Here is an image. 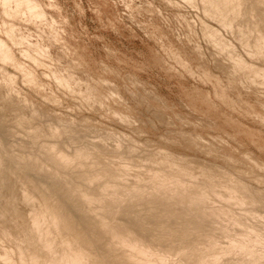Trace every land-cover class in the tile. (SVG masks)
Instances as JSON below:
<instances>
[{
    "label": "rangeland",
    "instance_id": "obj_1",
    "mask_svg": "<svg viewBox=\"0 0 264 264\" xmlns=\"http://www.w3.org/2000/svg\"><path fill=\"white\" fill-rule=\"evenodd\" d=\"M39 2L43 19L0 0V38L13 58H0V254L9 252L14 260L0 257V264H21L18 247L28 259V251L43 258L65 247L81 252L84 264H132L127 255L131 244L114 242L105 221L144 236L169 227L153 243L155 250H169L166 264L196 260L198 254L187 260L183 252L169 249L178 241L185 249L188 236L181 234L182 226H174L180 218L201 222L203 216L194 217L188 205L168 201L149 181L148 169L155 166L149 158L159 152L187 159L196 180L186 179L193 184L212 173L216 188L243 187L244 203L221 201L209 190L208 203L217 201L211 204L226 207L229 216L203 220L193 237L213 235L224 247L221 226L242 227L229 221L232 215L263 233L264 79L252 80L248 69L235 68L207 27L216 29L217 40L247 63L264 68V57L241 42L242 34L252 42L264 32V0H227V26L218 20L211 0ZM16 31L30 36L23 39ZM24 73L33 81L24 79ZM49 144L71 162L55 163ZM124 168H130L126 179L112 178ZM174 169H165L172 176L169 184L183 178ZM143 170L147 177L139 173ZM138 173L146 181L145 192L131 198L126 193ZM112 184L118 185L113 193L107 187ZM215 187L217 193L225 192L223 186ZM102 196L105 202L97 201ZM95 206L105 211H91ZM36 213L34 225L30 216ZM52 235L58 238L46 253L42 244ZM220 256L216 264H251L240 261V252Z\"/></svg>",
    "mask_w": 264,
    "mask_h": 264
},
{
    "label": "bare ground",
    "instance_id": "obj_2",
    "mask_svg": "<svg viewBox=\"0 0 264 264\" xmlns=\"http://www.w3.org/2000/svg\"><path fill=\"white\" fill-rule=\"evenodd\" d=\"M11 1L17 3L18 7L22 6L23 8H25V10L27 12H29L33 17L38 18V19L45 18V11H44L41 3L39 2V0H11ZM187 1H191V0H187ZM211 1H213V3L215 4L216 8L218 9V12L215 14L218 17V20L221 23H223V25H226V26L230 25L231 22L229 21V18H228V12H227V6H226V1L227 0H211ZM232 1L233 0H231V2ZM232 5L235 6L236 4H232ZM45 22H47V21L45 20ZM2 24H3L4 27L7 26V24L5 22H3ZM207 29H208V32L210 33L209 35H212V37L217 41L216 45L218 46V48H226L228 50V55L230 56L231 60L233 61L234 65H235V68H237L239 70H244V69L247 70L248 69V71L252 72V74H253L252 75V80H254V79L256 80V77H262L264 79V68L257 67L258 65L255 66L253 64L247 63L242 57H240L241 55L240 56L237 55L236 52H233L228 47H226V43L225 42L217 40V38H216L217 37V30L216 29L210 28V27H207ZM11 31H13V30L11 29ZM16 32H17V36L21 37L23 39H26V37L30 36V34L28 33L29 34L28 35L26 31H25V33L24 32L21 33L20 31L19 32L16 31ZM13 33H14V31H13ZM214 39L212 41H215ZM11 40H13V39H11ZM241 42L244 45L252 46V47L256 48L255 52H258L260 55H262L264 57V32H259L255 36V38H254V40L252 42L248 39V36L246 34H242ZM33 45H36V44H33ZM42 49H44V48H42ZM259 50H261V52H259ZM45 51H47V49H45ZM239 54H241V53H239ZM0 58L2 60H4V61H12V59H13L12 56L9 54L8 45H7L6 41H3V39H1V38H0ZM219 62H221V61H219ZM228 69H230V68H228ZM4 74H5V72H4ZM66 74L70 78L73 76L72 73H69V72L66 73ZM23 75H24V79H27L28 81H31V82L33 81L32 80L33 78L30 76V74L24 73ZM55 78L59 79V76L57 75V72H55ZM90 78L95 80L96 83H97V79L96 78H93L92 76H90ZM77 79H79V77ZM80 81H82V79H80ZM101 83H105V80H101ZM69 84H72V83H69ZM85 89H89V87H85ZM85 89L83 90V92L85 91ZM79 91H81V90H79ZM113 112H114L115 115H120V112L117 111V110H114ZM55 130H57V129H55ZM58 133H59V131H58ZM46 146H47V149L50 150L52 155L56 158V162L55 163H57V164H62V163L67 164V163L71 162L70 158L66 157L60 151H58L56 149V146H54L53 144H49V145H46ZM116 149H118V148L116 147ZM182 158H184V157H182ZM182 158H179L182 161H180V160L178 161L176 156H167V155H165L163 153H160V152L157 153V154H154L152 157L149 158V160H150L149 162L150 163L152 162L153 164H155V166H157V167L154 166V167L148 169V171L150 172V174L148 175L149 181H151L152 184L154 182L155 183L154 186L156 185V187L158 188L159 191L163 190V192H161V193L164 195V197L168 201H174V203L177 201L176 203H181V205L182 204L185 205V206L188 205L187 207H190V209H191L190 211H192V213H193L192 215L194 217L198 216L197 214H201L203 216V220L204 221L207 220L208 218L212 217V219H211L212 222L221 221L222 219L220 218V216H222V214L225 215L226 217L229 216V215H227L228 213L225 210L226 207L225 208L222 207V206L221 207L220 206L216 207V206L211 204V203L214 204L217 201L214 202L213 199L212 200L210 199V201H212V202L208 203V201H209L208 197H212V196H210L208 194L209 190H210L211 193L214 194V196L219 198V200L221 198L222 199L221 201H223V200L230 201V200L234 199V201L236 200L237 203H244L245 195H243L239 191V187H241V186L238 187L237 185H227V184L221 183V184H223L222 185L223 189H225V190H223V192L224 191L225 192L222 193V194L217 193V191L214 189V187L217 186V184H215V182H214V179H216V176H214V174H212V173L211 174L210 173L207 174L208 177H207V175L205 173H203L207 178H206V180L204 182L202 181V183H194L193 184V182L188 181L186 179V177L187 178L190 177L192 180H194V179L196 180V178L194 177L192 172H190V170L186 166L187 164L185 165V163H187L186 162L187 159H186V161H184L185 159H182ZM104 160L105 159L98 160V161L99 162H102V161L104 162ZM152 163H151V165H153ZM188 164H190V163H188ZM175 166H177V167L175 168ZM126 167H128V166H126ZM165 167H167V168H165ZM173 167L176 169V171H175L176 175L175 176H183V178L182 179H177V181L174 182L173 184H169L168 183V179L171 178L172 176H171L170 170H168L169 171L168 172L165 169H169V168L174 169ZM163 168H165V169H163ZM126 169L127 168H124L121 171L119 170L117 173L112 174V178H115L117 176L119 178H123L124 175H126L128 169H130V168H128L127 170ZM196 169H197V167H196ZM143 171H144V173L142 171H139V173H142V175L145 174V176H146L147 174L145 173V171L147 172V170H143ZM98 173H99V171H97V173H96L97 176L99 175ZM133 174H135V173H133ZM136 176H137V178L135 179V181L132 184V186L130 188H128V192L126 193V196L128 195L131 198L136 197L140 191H141L140 194H144L143 192H145L144 186L142 184L144 182L146 183V181H142V178L144 176L143 177L141 176L142 178L140 177V174L136 175ZM147 183H149V182H147ZM117 186L118 185L112 184L111 186H107V187L109 188V190H111V193H113L115 191V189L117 190ZM146 187H148V186L146 185ZM153 187H150V188H153ZM194 187H195V189L192 190V192H190L189 188L192 189ZM218 188H216V189H218ZM241 188H243V187H241ZM147 192H148V190L146 189V193ZM188 192H190V193H188ZM111 195H112V200L111 199H108V200L113 201L114 200L113 194H111ZM111 195H110V198H111ZM104 197H106V196L99 197L97 199V201L105 202L106 199ZM32 198H33V196H32ZM87 199L91 200V198H87ZM226 203H228V202H226ZM229 203H231V201ZM109 204H110V201H109ZM203 204H206V205H203ZM38 205H40V204L38 203ZM90 210L93 211V212H96V213H101V212L105 211V208H100L98 206L97 207L95 206V207H92ZM227 210L229 211V209H227ZM40 211H43V209H41ZM252 212L254 213V211H252ZM255 214H257V213H255ZM255 214H254V216H255ZM39 215L40 214H38V213L31 214L30 217H31V220H32L34 225L37 224V222L39 220ZM110 215L111 214H108V216H110ZM249 215L251 216V214H249ZM251 217L254 218L253 216H251ZM257 217L260 218V215H256L255 216V220H257L256 219ZM261 217H262V215H261ZM11 218H13V217H11ZM218 218L220 219L219 221L217 220ZM230 219L232 220V222L234 224H236L238 226L241 225L242 226L241 230L239 231V228H237L238 231H236L237 229L235 227H232V226H235V225H231V227H228L227 225H222L221 226V228H222L221 235L226 239V240H224L226 242V245L224 247H220L218 242H217V240H216V238H214L213 235L212 236L206 235V236H203L202 238L193 237L194 232L197 231L196 229L201 227V222L203 220L201 222H199L198 219L194 220L193 218H187V219L180 218L174 226H176V225H177V227H179V226L181 227L182 226L181 234L183 236H188V238H187L188 240H187V242H185L186 245L184 247L186 250L182 249L183 246H180V241H178L179 244L172 245V246H170L171 248H169V249L174 251V252H179V253L183 252V256L182 257L184 259H187V260H189L190 256L192 254H194V253L199 255V257L196 260H191V262H188L187 264H216L217 261L219 260V258L221 257L220 256L221 254H223V253L227 254V253H229L231 251L240 252L241 253V256L239 258L240 261H243V262L247 261V262H250L251 264H259L264 259V251L262 250V247H261V249L258 248V245H264V236H263L264 232L262 233L261 230H258L259 228L257 229L255 227L256 225H254V224L241 222L240 219H238L234 215L230 216V218H229V221L231 222ZM227 220H226V222L228 223ZM262 221H264V220H261L260 222H262ZM51 222L55 223L54 220H52ZM56 223H57V221H56ZM223 224H225V223L223 222ZM104 225L112 233V238L115 240L114 242L117 241V242L121 243L122 245H124V247H127L128 244H131L132 249L129 248L130 247V245H129L128 248H129L130 251L128 252L127 255L129 256L128 259L129 258L131 259L132 264H160L162 262L164 264L167 263V260H168L167 259L168 258V253L167 252L169 250H155L154 248H158V247H154L153 243L156 241V238L157 239L158 238H162L167 233V230H168L169 227L164 228V229L161 228L160 230L157 231L158 233H156V234H153V235H150V236H144V235L136 234L135 232H132L131 230H126L124 227L121 228L119 225H110L107 221L104 222ZM101 226H103V225H101ZM50 228H49V230H50ZM263 231H264V229H263ZM36 232H38V231H36ZM173 232H175V230H173ZM36 235H37V233H36ZM56 237L57 236L52 235L49 240H46V239L44 240V242L42 244V247H44V249L46 250V253H49L50 250L54 247L53 244L55 243L54 241L56 240ZM182 238H184V237H182ZM67 239L68 238H66V240ZM131 240H132V243L129 242ZM201 241H203V244L202 243L200 244ZM112 243H113V241H112ZM71 245H72V243H71ZM125 252H127V250H125L124 253ZM179 253H177V254H179ZM28 254H29V259L26 257L27 253L21 247H18V257H19V261H20L21 264H84V262H83L84 259H83L82 255H81V252H79V251L78 252H73L72 250L69 251L65 247L62 248V250H60V252L58 254L55 253L54 256L45 255L43 258H40L39 254H34V253L30 252V251H28ZM169 255H171V254H169ZM0 257L3 260H5L6 262H8V263L12 260L11 254L9 252H2L0 254ZM173 257H176V256H173ZM12 261H14V260H12ZM172 263L169 262V264H172Z\"/></svg>",
    "mask_w": 264,
    "mask_h": 264
}]
</instances>
